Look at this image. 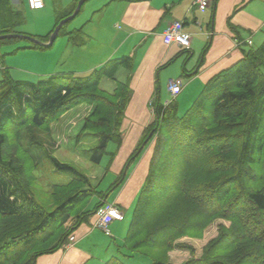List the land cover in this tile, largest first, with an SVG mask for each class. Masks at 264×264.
<instances>
[{
	"label": "trees",
	"instance_id": "trees-1",
	"mask_svg": "<svg viewBox=\"0 0 264 264\" xmlns=\"http://www.w3.org/2000/svg\"><path fill=\"white\" fill-rule=\"evenodd\" d=\"M78 1L57 17L54 29L72 15ZM216 2L213 0V6ZM21 17L8 0H0V35L14 34ZM53 31L46 41H39L47 43ZM30 49L47 48L32 43ZM181 55L188 51L182 50L164 66ZM132 63L131 58L122 57L82 78L53 75L35 83L14 80L8 69L3 70L0 264H35L39 257L59 251L105 205L108 194L124 182L128 169L152 141L146 175L120 247L127 255L119 251L104 264H125L121 257L134 255L148 256L150 264H171L168 255L174 249L194 253L179 243L181 238L201 239L216 221L227 226L219 223L200 256L182 264H264V40L213 76L182 116L177 114L175 100L163 105L155 99L154 121L142 131L115 180L98 192L81 171L48 154L44 134L71 109L90 106L81 133L91 132L98 139L91 157L95 163H100L109 143L116 145L108 171L123 144L130 89L128 84L118 83L108 93L100 89V82L114 79L120 67L130 69ZM202 64L200 60L194 70ZM182 76H187L185 69ZM41 153L56 170L71 174L66 183L51 187L50 208L30 190ZM71 218L74 223L67 229L65 223Z\"/></svg>",
	"mask_w": 264,
	"mask_h": 264
},
{
	"label": "crops",
	"instance_id": "crops-1",
	"mask_svg": "<svg viewBox=\"0 0 264 264\" xmlns=\"http://www.w3.org/2000/svg\"><path fill=\"white\" fill-rule=\"evenodd\" d=\"M22 1L27 5V0H8L13 11L20 14L23 13L14 5ZM43 1L42 9L34 11L27 5L25 10L28 15L42 11L47 14L50 21L46 24L47 28L42 35L32 37L46 41L54 29L57 17L68 10L75 0H60L56 5L52 0ZM193 1L99 0L96 8L79 29L63 31V35L61 34L67 38L65 42L71 47L64 45L60 59L68 54L72 56L74 64L82 65L79 70H73L74 75L85 77L109 61L122 57L133 60L130 69L120 67L114 79L107 78L115 84L114 87L109 86L111 90L107 91L108 93H112L118 83H126L130 89L123 124V131H126L127 135L123 137L122 147L111 167L115 172L118 171V174L129 155L130 148L126 150V147L135 146L140 133L153 122V101L159 99L161 102L162 75H167L163 78L164 83L172 77L176 80L187 78L186 85L182 84V91L176 100L184 89L190 92L187 101L193 100L213 76L237 63L244 50L258 43L259 46L264 40V0H217L215 6L211 0L209 7L204 11L197 9ZM173 22H181L182 33L190 35L187 49L174 43L167 45L163 42V32ZM1 29L0 22V32ZM68 33L72 34L67 36ZM206 45L207 48L203 52ZM182 50L188 51V55H181L171 63L181 60L176 73H162L161 70L171 64L164 65ZM118 55L122 56L119 58ZM200 60L203 64L194 70ZM62 63V59L57 60V65ZM4 69V64L0 61V80ZM183 69L186 70L187 76H182ZM192 71L193 76L188 77ZM64 74H58L54 68L38 75L48 78ZM165 90L167 91V85ZM148 158V155H142L133 163L131 173L129 168L124 182L112 191L110 203L102 207L118 208L123 214L122 221L112 222L108 226V233H105L94 226L93 216L73 232L72 242L67 241L53 254L39 257L35 264H104L112 256L118 255L129 226V223L124 224L125 212L130 207L133 209L136 195L146 175Z\"/></svg>",
	"mask_w": 264,
	"mask_h": 264
},
{
	"label": "rangeland",
	"instance_id": "rangeland-1",
	"mask_svg": "<svg viewBox=\"0 0 264 264\" xmlns=\"http://www.w3.org/2000/svg\"><path fill=\"white\" fill-rule=\"evenodd\" d=\"M58 1L60 0H52L54 5H56ZM97 1L99 0H88L82 6L79 15L73 21L69 22L65 26L63 31H71L75 28L79 29L80 26L85 23V20L89 18L92 10L96 8ZM14 6L16 9L20 10L23 13L22 20L13 29V32H16L14 34L18 33L31 37L42 35L44 30L47 28L46 24H49L50 22L47 14H45V12L43 11L38 13H32L30 15L26 14L25 8L27 7V5L23 1ZM62 35L55 39L53 45L50 48H47L45 50L30 49L32 43L24 39L0 40V55L2 57L0 61L4 64V67L8 69L10 77L12 76L11 78L14 80L28 81L33 83L42 81L47 79V77L39 76L38 74H42L43 72H50V70H54V68L58 72V74L65 73V76H74L82 78L84 76L74 75L72 73L73 70H79V68H81L82 66L81 64H74V61L72 62V56L68 54L63 56L61 58L63 63L61 65H57V60H61L60 56L62 55L64 45H68L65 42L67 38L63 37ZM255 44L256 42L254 43V45ZM258 44L255 45L253 48H256ZM68 47H71V45H68ZM121 56L122 55H118L119 58ZM180 63L181 60L162 69L161 72L173 75L178 70V66ZM165 76L167 77V75H162L160 81V96L161 103L163 105L166 102L171 101L170 95L165 90L167 85V81L164 83L163 79L166 78ZM176 76L179 77L178 74ZM172 79L176 80L175 77H172ZM186 79L185 77H183L182 80L180 79L183 85H186ZM100 84V89L106 92L111 90L109 86H115V84L112 81L107 80V78H104V80H102V83ZM189 93L190 92L188 89H184L182 95L179 96L177 100L175 99L177 106V114L179 116H182L186 112V110L193 104L194 100L198 97L197 96L193 98V100L191 99L192 101H187ZM188 102L191 103L187 105ZM178 103L180 105H178ZM90 109L91 107L88 105H79L65 113L63 116H61V118L57 122L50 125L48 133L44 134V139L46 142L45 149L51 157L55 158L60 163L69 164L75 167L77 170L81 171L85 176L90 179V186L96 189V191L100 192L106 190L108 186L113 182L115 177H117L118 175V171L115 172L112 168L106 171V167L111 158L110 154L115 151L116 145L114 143L108 144L106 149L107 153L102 157L100 163H95L92 160V150L98 145V139L91 132L85 131L81 133L83 119L85 118V116H87ZM126 135L127 132L125 131L123 132L122 137ZM153 145L154 141H152L146 148V152L144 153L145 155H147V153L149 155V153L152 152ZM135 146L126 147V150L130 148L128 150L129 154ZM43 154L44 153H41L42 160L39 167L35 169L32 173L33 179L31 181L30 190L32 191L33 195L45 207L50 208L51 205L49 200V194L51 191V187L55 184L66 183L71 179V174L56 170L55 166L51 163L50 159L45 157ZM118 154L119 153L117 152V155ZM131 168L132 167H130L129 169V173H131ZM112 195L113 192L108 194L105 200L106 205L110 203ZM132 211L133 209L132 207H130L125 212L126 218L124 224L129 223ZM73 223L74 220L72 218L68 219V221L65 223V227L69 229V227L72 226ZM219 223H223L227 226V223L225 222L216 221L204 231L201 239H194L190 237L181 238L179 240V243L191 247L194 253L191 254L187 250L174 249L168 255V262L171 264H182L188 261L191 257L197 259L200 256V253L204 246L207 244V242L213 237H215L217 233V225ZM120 252H124V250L120 249ZM124 255H127V252H124ZM121 259L124 261L125 264L151 263L150 258L146 255H134L130 258L121 257Z\"/></svg>",
	"mask_w": 264,
	"mask_h": 264
},
{
	"label": "built area",
	"instance_id": "built-area-1",
	"mask_svg": "<svg viewBox=\"0 0 264 264\" xmlns=\"http://www.w3.org/2000/svg\"><path fill=\"white\" fill-rule=\"evenodd\" d=\"M211 0H194L193 5L204 11L209 7ZM27 5L31 10L37 11L43 8L44 1L43 0H27ZM182 23L181 22H173L169 24L163 32V42L167 45L169 44H177L179 47L183 49H187L190 43V35L182 33ZM182 91V83L180 80L170 79L167 82V93L171 97V101H174L177 96ZM170 101V102H171ZM169 102H166L164 105H167ZM152 111L154 113V107L152 106ZM123 214L120 212L118 208L115 206H108L106 208H100L95 213V221L94 226L98 229H101L105 233H108V226L114 221H122ZM74 240L73 236H71L68 241L72 242Z\"/></svg>",
	"mask_w": 264,
	"mask_h": 264
},
{
	"label": "water",
	"instance_id": "water-1",
	"mask_svg": "<svg viewBox=\"0 0 264 264\" xmlns=\"http://www.w3.org/2000/svg\"><path fill=\"white\" fill-rule=\"evenodd\" d=\"M88 0H79L78 3H77V6H76V9L75 11L72 13V15H70L69 17L63 19L62 21H60V23L58 24V26L54 29L52 35L50 36V39L48 41V43H41L40 41L30 37V36H26V35H19V34H8V35H0V40H9V39H24V40H28L29 42L33 43V44H36V45H39V46H43V47H46V48H50L57 35H58V32L60 30V28L72 21L73 19H75V17L79 14L82 6L87 2Z\"/></svg>",
	"mask_w": 264,
	"mask_h": 264
}]
</instances>
